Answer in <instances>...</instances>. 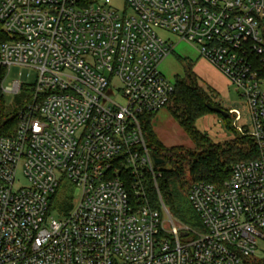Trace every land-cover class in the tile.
Masks as SVG:
<instances>
[{
  "label": "built area",
  "instance_id": "obj_1",
  "mask_svg": "<svg viewBox=\"0 0 264 264\" xmlns=\"http://www.w3.org/2000/svg\"><path fill=\"white\" fill-rule=\"evenodd\" d=\"M111 4L0 0L2 92L26 87L4 85L12 67L39 73L15 134L0 138V264H245L264 242V0H127L130 16ZM159 30L196 46L240 92L249 127L235 129L258 151L223 188L192 186L203 232L177 228L166 209L163 221L148 198L158 173L141 121L175 90L159 69L175 45ZM19 172L28 185L15 189ZM63 182L80 195L56 219Z\"/></svg>",
  "mask_w": 264,
  "mask_h": 264
},
{
  "label": "trees",
  "instance_id": "obj_2",
  "mask_svg": "<svg viewBox=\"0 0 264 264\" xmlns=\"http://www.w3.org/2000/svg\"><path fill=\"white\" fill-rule=\"evenodd\" d=\"M8 40L9 37L0 26V45ZM183 65L184 77L176 80L174 94L166 108L170 106L171 115L195 146L194 150L186 151L183 147L165 146L154 132L152 126L154 115H149L141 121L148 150L153 157L164 161L162 165L155 167L158 173L156 180L149 179L147 183L150 205L157 210L160 201H162L171 215L177 218L181 216L179 201L182 197L188 199L189 191L194 184L204 182L221 189L220 187L223 188L225 183L230 180L232 167L235 164L254 160L258 157L255 142L237 130L235 131L239 134L240 139L246 140L238 147L226 149H209L207 147L209 144L208 137L196 128V123L207 114L214 113L212 108H218V106L214 105L212 96L199 85V77L193 70V64L184 62ZM2 79L3 75L0 74V138L11 137L15 134L18 125L17 115L20 111L8 107L1 89ZM223 118L232 133L233 126L228 120L229 115ZM188 185L187 193L184 196L183 190ZM58 205V207L52 205V208L64 213L71 209L67 199L60 200ZM196 226L200 232H203L199 218ZM253 260L257 259L251 257L245 264H249Z\"/></svg>",
  "mask_w": 264,
  "mask_h": 264
},
{
  "label": "rangeland",
  "instance_id": "obj_3",
  "mask_svg": "<svg viewBox=\"0 0 264 264\" xmlns=\"http://www.w3.org/2000/svg\"><path fill=\"white\" fill-rule=\"evenodd\" d=\"M126 2L127 0H112L111 7L117 10L120 15L127 13L130 16L133 13L127 7ZM158 34L163 39L170 41L175 45L174 53L165 59L159 67L161 74L170 83L175 84L177 79L184 77L185 69L183 63H192L194 66L193 70L199 77V85L212 96L214 105L218 106V108H214L221 109L229 115L228 120L231 121L233 126L232 133L229 130L225 119L217 112L207 114L205 117L198 120L196 128L201 133L207 135L209 141L207 147L209 149L235 148L246 142V140L240 139L239 134L235 131V125L243 127L245 130L249 127L248 107L245 100L241 97L240 92L237 91L228 78L216 66L200 56L196 46L185 41H180V38L171 32L159 30ZM38 75V71L32 68L19 66L12 67L10 73L5 76L4 85L11 86L13 82L19 81L25 83L26 87L17 95L4 94V99L9 108L12 110H20L27 104V102L32 100L33 92L31 91V87L36 84ZM116 102L119 105H124L125 100L122 93H118ZM232 110H238L241 114V121L238 124L234 122V115L231 113ZM152 126L158 139L165 146L183 147L186 151L194 150L195 146L171 115L170 106L160 110L152 117ZM27 185L25 177L19 172L15 182V189H21L27 187ZM189 185L183 190L184 196L187 193ZM79 195L80 191L74 184L71 182H63L62 186L57 191L55 199L53 198L54 200H52V205L58 207L60 200L67 199L69 206L79 197ZM179 205L181 208V216L177 218L172 216L169 212L177 228L181 229L183 227H188L194 232H200L196 226L199 217L192 209L189 199L182 197L179 201ZM165 209L168 210L162 201H160L157 210L161 213L163 221H167V213ZM64 215L65 213L60 214V211L58 210L53 211V218L59 219ZM166 228L168 230L171 228L169 223L166 224ZM254 257L257 260H253L249 264H264V242L261 239H258L257 241V248Z\"/></svg>",
  "mask_w": 264,
  "mask_h": 264
},
{
  "label": "water",
  "instance_id": "obj_4",
  "mask_svg": "<svg viewBox=\"0 0 264 264\" xmlns=\"http://www.w3.org/2000/svg\"><path fill=\"white\" fill-rule=\"evenodd\" d=\"M212 111L217 112L218 114L222 115L223 117H228V114L226 112L222 111L221 109L212 108ZM154 162H155L156 166H160L164 163L163 160L155 158V157H154Z\"/></svg>",
  "mask_w": 264,
  "mask_h": 264
}]
</instances>
